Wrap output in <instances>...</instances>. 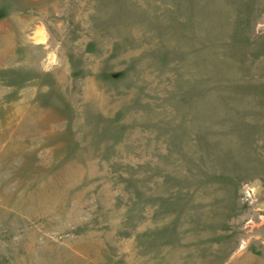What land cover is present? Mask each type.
I'll return each instance as SVG.
<instances>
[{"label": "rangeland", "instance_id": "obj_1", "mask_svg": "<svg viewBox=\"0 0 264 264\" xmlns=\"http://www.w3.org/2000/svg\"><path fill=\"white\" fill-rule=\"evenodd\" d=\"M0 264H264V0H0Z\"/></svg>", "mask_w": 264, "mask_h": 264}]
</instances>
